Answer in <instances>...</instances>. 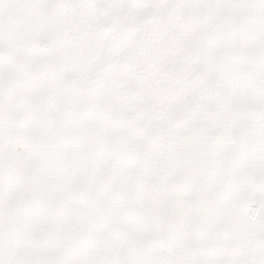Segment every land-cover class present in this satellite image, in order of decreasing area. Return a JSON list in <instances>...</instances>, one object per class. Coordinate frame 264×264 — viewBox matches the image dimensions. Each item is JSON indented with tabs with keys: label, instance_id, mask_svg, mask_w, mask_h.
Instances as JSON below:
<instances>
[{
	"label": "snow or ice",
	"instance_id": "1",
	"mask_svg": "<svg viewBox=\"0 0 264 264\" xmlns=\"http://www.w3.org/2000/svg\"><path fill=\"white\" fill-rule=\"evenodd\" d=\"M0 264H264V0H0Z\"/></svg>",
	"mask_w": 264,
	"mask_h": 264
}]
</instances>
